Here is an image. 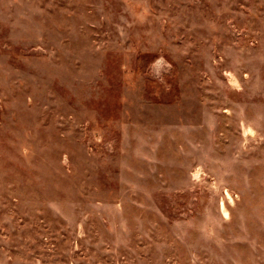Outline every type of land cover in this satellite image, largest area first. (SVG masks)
I'll list each match as a JSON object with an SVG mask.
<instances>
[{
    "label": "rangeland",
    "instance_id": "1",
    "mask_svg": "<svg viewBox=\"0 0 264 264\" xmlns=\"http://www.w3.org/2000/svg\"><path fill=\"white\" fill-rule=\"evenodd\" d=\"M0 264H264V0H0Z\"/></svg>",
    "mask_w": 264,
    "mask_h": 264
}]
</instances>
